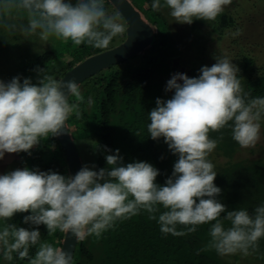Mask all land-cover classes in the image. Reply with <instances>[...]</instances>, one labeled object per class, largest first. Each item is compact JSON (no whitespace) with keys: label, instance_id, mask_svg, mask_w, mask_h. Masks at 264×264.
Wrapping results in <instances>:
<instances>
[{"label":"clouds","instance_id":"obj_1","mask_svg":"<svg viewBox=\"0 0 264 264\" xmlns=\"http://www.w3.org/2000/svg\"><path fill=\"white\" fill-rule=\"evenodd\" d=\"M232 2L163 0L162 5L161 0H153L151 7L157 12L167 7L176 22L190 25L194 20L215 21ZM14 12L26 14L27 26L19 29L23 35L38 33L45 42L55 37L65 42L70 39L77 46L106 49L114 37L128 31L117 22L118 16L107 14L104 0H76L75 4L71 0H0V20L10 19ZM4 27L15 26L4 23ZM241 34V29L232 33L233 37ZM216 59L211 67L203 66L198 77L174 74L165 89L174 90V95L166 101L157 98L156 107L148 114L150 137H163L178 156L164 186L156 183L160 173L152 164L123 165L119 149L105 157L110 170L84 166L75 176L66 177L25 167L0 175V220L31 212L24 223L43 224L49 235L59 230L83 241L92 235L99 238L116 221L142 210L155 220L158 205H162L166 211L157 222L164 235L185 236L214 221L211 240L201 251L215 249L221 256L240 253L245 257L256 252L264 237V205L251 215L243 208L227 211L224 219L231 226L224 227L220 218L226 207L216 199L222 190L214 183L217 172L209 159L223 136L212 139L209 133L229 128L241 148H254L264 120V97H250L238 77L240 69L228 56ZM69 96L77 103L70 104ZM83 100L75 80H57L46 72L39 86L30 79L21 83L19 77L8 83L0 80V160L6 153L31 154L30 150L50 135L64 134L70 115L81 119L79 102ZM178 225L185 230L178 231ZM36 245L38 250L31 257L29 249ZM0 253L7 261H12L15 253L28 264H73L72 254L41 242L38 229L7 223L0 230Z\"/></svg>","mask_w":264,"mask_h":264},{"label":"trees","instance_id":"obj_2","mask_svg":"<svg viewBox=\"0 0 264 264\" xmlns=\"http://www.w3.org/2000/svg\"><path fill=\"white\" fill-rule=\"evenodd\" d=\"M130 1L154 27L153 45L140 53L143 56L140 65L131 68L129 75L122 70L108 68L98 78H92L91 85L85 86V92L82 94L84 114L81 119H77L73 113L67 123L80 154H85L84 166L94 171L101 168L110 170L111 166L107 165L105 157L115 154V150L119 149L123 165L134 162L152 164L160 173L156 183L164 186L172 175L178 156L172 153L163 137L158 140L150 137L147 131V125L151 122L148 114L156 107L157 98L164 101L171 99L172 95L164 90L166 75L173 71V59L181 54L182 48L167 7H162L157 12L151 7L153 0ZM71 2L75 4L76 0ZM161 4L163 5V0ZM105 5L116 10L110 0H104ZM220 17L218 29L224 30L228 24L235 22L231 14L223 12ZM4 23L15 27L5 28ZM21 26H27L24 13L14 12L10 19L0 20V57L3 55L0 74L5 77L7 83L14 77H19L21 83L24 79H30L32 84L39 86L44 72L60 80L69 69L86 58L123 41L117 42L116 36L106 49H97L87 44L77 46L70 39L65 42L55 37L43 42L38 33L27 37L23 35L19 30ZM192 31H195V25L192 26ZM155 49L159 50L161 62L156 61L158 56ZM203 66L207 65L193 62L188 77H198ZM240 66L243 72L239 76L247 74L255 66L254 57L245 55ZM55 73L58 78H55ZM38 75L42 76L36 78ZM34 76L36 79L33 80ZM241 84L251 98L264 97V75L257 79L248 76L246 80H241ZM89 96L91 104H88ZM69 103H77L75 97L69 96ZM209 135L210 138L218 140L223 136L209 159L211 160L214 154L228 158L225 165L214 168L217 172L214 183L222 190L216 199L226 207L220 219L223 220L224 227L228 228L231 222L224 219L227 211L243 208L251 215L256 207L264 205V158L234 160L239 144L232 139L229 128L210 132ZM78 141L80 144L83 142L82 151ZM30 153L29 156H22L23 161L28 157L31 160L30 170L52 171L70 176L65 151L56 136L50 135L42 140ZM158 207L159 212L155 213V220L149 219L150 214L142 210L129 219L116 221L114 227L103 232L99 238L92 235L78 241L73 264H239L233 261L238 253L221 256L215 249L201 251L211 240L210 229L214 221L199 225L195 232L185 236L164 235L157 221L166 209L162 205ZM28 215H31V212L13 216L11 225L39 230L41 225L24 223V217ZM177 230L185 229L178 225ZM40 234L41 242L61 248L65 233L57 230L49 235L47 230ZM38 247L39 245L30 247L31 257L35 256ZM250 256L264 257V237L259 241L258 250L248 257ZM20 260L15 254L9 262L28 264L27 259H24L23 263H20ZM0 264L5 263L1 260Z\"/></svg>","mask_w":264,"mask_h":264},{"label":"rangeland","instance_id":"obj_3","mask_svg":"<svg viewBox=\"0 0 264 264\" xmlns=\"http://www.w3.org/2000/svg\"><path fill=\"white\" fill-rule=\"evenodd\" d=\"M105 10L110 16H118L119 20L117 22L124 24L127 28L125 19L117 9L115 10L113 7L105 5ZM224 12L228 15L231 14L235 18V22L231 23L230 25L228 24L224 30H222L221 28L218 29L221 20L220 16L217 17L215 21L209 22L205 20H194L190 25L178 23L174 20V18L171 17V15L169 16L175 25V34L179 40V44L181 45L180 48H182V52L178 57L173 59V71L169 75H166V82L164 85L165 89L167 86V82L172 78L174 74L183 73L188 76L193 62H196L197 64L203 63L211 67L217 62V57L225 55L228 56L232 60V63L237 65L240 69L238 76L243 72V69L240 65L245 55L254 57L255 66L253 70L248 71L247 74L239 76L241 80H246L248 76H250L252 79H257L264 75V0H233L230 6L225 7ZM193 25H195V31H192ZM237 29H241L242 34L240 36L233 37L232 33ZM116 39L117 42H121L122 40L124 41L126 39V31L123 34L118 35ZM152 45L153 44L148 46L145 50H148ZM165 45L166 43H164V46ZM155 51V54L158 56L159 50L155 49ZM2 57H0V61ZM142 58V54L139 53L138 55L130 59L111 65L109 68L122 70L126 73V75H129V71L131 70V68L133 69L139 66ZM156 61H162L160 55L158 56V58L156 57ZM107 69L108 68L103 69L92 77L84 80L79 85L81 93L83 94L85 92V86L89 87L91 85L90 82L92 81V78H98L102 73L107 71ZM41 76L42 75H38L36 76V78ZM54 76L55 78L59 77L56 73L54 74ZM4 78L5 77L0 74V80L7 83L6 79ZM34 78L35 76L32 79L34 80ZM178 82L182 83V81ZM166 93L173 96L174 90L166 91ZM89 99H91V96H89ZM79 109L83 115L84 112L82 102H79ZM77 143L82 151L81 144L83 142H81L80 144V142L78 141ZM84 145H86L85 142ZM18 154H21L22 156H29V153L25 152H21ZM81 156L82 159L85 158L84 152H81ZM260 157L264 158V120H262L261 122L260 140L258 141L256 146L254 148H241L239 146L235 153L234 160H241L245 158L253 159ZM28 159H26L25 162L23 161V159H20V162L18 161L17 163H15L16 168L23 169L28 166V169L30 170L31 160ZM86 159L89 160L87 157ZM211 162L215 165V167H218L221 165H225L228 162V158L222 155L214 154ZM88 163L89 162L87 161L86 164L88 165ZM16 215H22V213H16ZM12 219L13 217L6 222L0 220V230H2L5 223L11 225ZM39 231H47V227L41 224ZM238 254L239 255H237V257H235L233 261L238 262L239 264H264V257H245L240 253ZM14 255L15 253H13V256ZM226 258L228 259L227 256ZM1 260H3V263L5 264H10V262L5 260L4 258H2ZM23 262L24 260H20V263Z\"/></svg>","mask_w":264,"mask_h":264},{"label":"water","instance_id":"obj_4","mask_svg":"<svg viewBox=\"0 0 264 264\" xmlns=\"http://www.w3.org/2000/svg\"><path fill=\"white\" fill-rule=\"evenodd\" d=\"M110 1L126 21V29H128V31L126 30V39L122 43L94 54L78 63L65 73L60 79L61 81L75 80L80 85L84 80L101 70L138 55L153 43L155 38L154 27L144 19L141 11L134 7L135 5L130 0ZM69 132L67 123V129L64 134L56 137L65 151L69 175L75 176L84 167V162ZM8 157V153H6L4 158L0 160V175H3L9 160ZM77 244L78 240L71 233H65L61 248L74 257Z\"/></svg>","mask_w":264,"mask_h":264},{"label":"flooded vegetation","instance_id":"obj_5","mask_svg":"<svg viewBox=\"0 0 264 264\" xmlns=\"http://www.w3.org/2000/svg\"><path fill=\"white\" fill-rule=\"evenodd\" d=\"M8 156H9L8 157L9 160L7 161V165L5 167L3 175L6 173H9L11 171L17 170L15 163H17L18 161L20 162V159H22V155L21 154L19 155L18 153H11V154L8 153ZM27 168H28V166H27ZM2 258H3V255H2V253H0V259H2Z\"/></svg>","mask_w":264,"mask_h":264}]
</instances>
